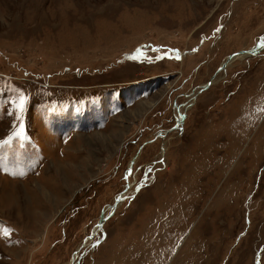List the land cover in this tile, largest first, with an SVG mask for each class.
I'll return each instance as SVG.
<instances>
[{
    "label": "rangeland",
    "instance_id": "374dc122",
    "mask_svg": "<svg viewBox=\"0 0 264 264\" xmlns=\"http://www.w3.org/2000/svg\"><path fill=\"white\" fill-rule=\"evenodd\" d=\"M75 252L264 264V0H0V264Z\"/></svg>",
    "mask_w": 264,
    "mask_h": 264
},
{
    "label": "water",
    "instance_id": "95a60500",
    "mask_svg": "<svg viewBox=\"0 0 264 264\" xmlns=\"http://www.w3.org/2000/svg\"><path fill=\"white\" fill-rule=\"evenodd\" d=\"M250 51H252V50H250ZM246 52H248V51H246ZM164 153V148L162 149V154ZM131 185V183H127V186H126V188H128L129 186ZM126 188L124 189V191L126 190ZM123 193L124 192H121V193H119L118 195H117V197H116V199H115V204H113V207L114 208H116L117 207V204H118V202L120 201V199L121 198H123ZM108 218V216H104V215H101V217L99 218V220H98V223L92 228L93 229V232H96L97 231V228H100L102 225H103V223L105 222V220ZM92 233V232H91ZM92 237V234H90L87 238H85V240H88V239H90ZM86 245V243L85 242H83L82 244H81V246L76 250V252H78V250H80L82 247H84ZM76 252L75 253H73V255L71 256V259H70V261H69V263L68 264H74V258H75V255H76Z\"/></svg>",
    "mask_w": 264,
    "mask_h": 264
},
{
    "label": "snow or ice",
    "instance_id": "6c2138e0",
    "mask_svg": "<svg viewBox=\"0 0 264 264\" xmlns=\"http://www.w3.org/2000/svg\"><path fill=\"white\" fill-rule=\"evenodd\" d=\"M23 106H24V100L21 98V100H20L19 104L17 105V107L20 108L21 110H23ZM5 235H7V232H5Z\"/></svg>",
    "mask_w": 264,
    "mask_h": 264
},
{
    "label": "bare ground",
    "instance_id": "6f19581e",
    "mask_svg": "<svg viewBox=\"0 0 264 264\" xmlns=\"http://www.w3.org/2000/svg\"><path fill=\"white\" fill-rule=\"evenodd\" d=\"M247 53H248V52H244V55L247 54ZM240 56H241V54H240ZM255 101H256V99H255ZM261 105H262V104H261ZM70 174H71V173H70ZM41 191H42V190H41ZM42 192H43V191H42ZM42 194H43V193H42ZM29 211H30V210H29ZM33 212H34V211H33ZM37 212H38V211H37ZM25 214H27V213L25 212ZM33 215H34V213H33ZM40 218H41V217H40ZM40 218H39V219H40ZM35 219H36V217H35ZM33 221H34V220H33ZM128 257H130V256H128ZM119 259H120V258H119ZM111 261H112V260H111ZM111 261H110V262H111ZM111 264H112V263H111Z\"/></svg>",
    "mask_w": 264,
    "mask_h": 264
}]
</instances>
